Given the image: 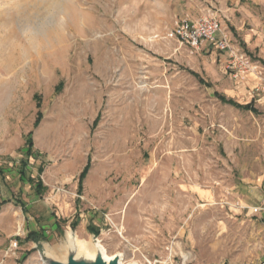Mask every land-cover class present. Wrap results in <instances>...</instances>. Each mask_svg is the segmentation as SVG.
<instances>
[{
	"label": "rangeland",
	"instance_id": "1",
	"mask_svg": "<svg viewBox=\"0 0 264 264\" xmlns=\"http://www.w3.org/2000/svg\"><path fill=\"white\" fill-rule=\"evenodd\" d=\"M208 13L237 58L181 44ZM29 218L56 256L260 264L264 0H0V264H44Z\"/></svg>",
	"mask_w": 264,
	"mask_h": 264
},
{
	"label": "built area",
	"instance_id": "2",
	"mask_svg": "<svg viewBox=\"0 0 264 264\" xmlns=\"http://www.w3.org/2000/svg\"><path fill=\"white\" fill-rule=\"evenodd\" d=\"M222 27L213 13H208L203 16L199 21H196L191 27L186 25H177L176 35L178 36L181 44L191 45L193 47L199 46L203 41L214 43L216 47L222 51H230L231 56L237 58L233 49L230 46L229 40L225 35H221ZM220 36V37H219ZM242 66L246 68L251 67L248 58L242 56Z\"/></svg>",
	"mask_w": 264,
	"mask_h": 264
},
{
	"label": "water",
	"instance_id": "3",
	"mask_svg": "<svg viewBox=\"0 0 264 264\" xmlns=\"http://www.w3.org/2000/svg\"><path fill=\"white\" fill-rule=\"evenodd\" d=\"M74 237V236H72ZM69 238V236H68ZM76 238V237H74ZM98 243V240H95V243L93 245L96 246ZM35 249H38V252L40 254V257L44 264H119L118 259H114L112 262L107 263L102 258H97L93 262L80 260L75 257V253L68 249V240L65 248L64 254L60 256L54 255L51 251L47 250L44 246V242L42 240L38 242H34ZM40 246V247H39Z\"/></svg>",
	"mask_w": 264,
	"mask_h": 264
},
{
	"label": "bare ground",
	"instance_id": "4",
	"mask_svg": "<svg viewBox=\"0 0 264 264\" xmlns=\"http://www.w3.org/2000/svg\"><path fill=\"white\" fill-rule=\"evenodd\" d=\"M76 238L72 237V235H69L68 249L75 253V257L77 259L93 262L97 258L100 257L107 263L112 262L114 259H118L119 264H124L122 261V255L121 254H117L113 257H109L107 255V250L105 249V247L102 245V243L100 241L97 243L98 248L94 249V251H90L86 245L81 244L77 240H74ZM71 240H74L73 244H72Z\"/></svg>",
	"mask_w": 264,
	"mask_h": 264
},
{
	"label": "trees",
	"instance_id": "5",
	"mask_svg": "<svg viewBox=\"0 0 264 264\" xmlns=\"http://www.w3.org/2000/svg\"><path fill=\"white\" fill-rule=\"evenodd\" d=\"M217 98L221 100V102L225 103V104H229L235 108H238L240 110H244V111H253V105L252 104H248V105H239L233 101H227L226 98L222 95H219V94H216ZM40 106V105H39ZM41 121V115L39 114L38 116V119H37V122H36V126L39 124V122ZM31 144V143H30ZM88 167L83 171V173L81 174V177H80V182H82L85 177L87 176L88 174ZM42 188H43V185L41 184V182L39 181L36 185V190L39 192V194H41L42 192ZM27 240L30 241V242H38L40 240H42V237H40L39 235L35 234V233H30L27 237Z\"/></svg>",
	"mask_w": 264,
	"mask_h": 264
},
{
	"label": "crops",
	"instance_id": "6",
	"mask_svg": "<svg viewBox=\"0 0 264 264\" xmlns=\"http://www.w3.org/2000/svg\"><path fill=\"white\" fill-rule=\"evenodd\" d=\"M223 26V25H222ZM226 35H227V37L229 38V35L226 33ZM43 217L45 218L44 220H47V221H49L52 225L53 224H55V222L56 221H54V222H52V221H50V219H49V217H47L46 215H43ZM33 220V223L31 222ZM35 221H34V219L33 218H29V222H28V226H26V233L24 232V239L23 240H21L20 242L21 243H23V244H25V245H28V244H30V242H27V237H28V235L30 234V233H35V234H37V235H41L42 233H41V231H42V229L45 231L44 233H46V234H52V232L55 230V228L57 227L56 225L54 226V230H53V227L52 228H49V231L48 230H46V227H39V225H37L36 223H34ZM50 224V227L52 226ZM43 233V234H44ZM53 233H55V232H53ZM27 235V236H26ZM49 238V237H48ZM33 244H34V242H33ZM35 247V245L32 247V248H34ZM260 264H264V260L260 263Z\"/></svg>",
	"mask_w": 264,
	"mask_h": 264
}]
</instances>
